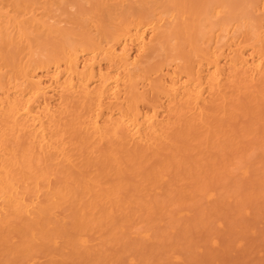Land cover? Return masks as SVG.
<instances>
[{
  "label": "bare ground",
  "instance_id": "1",
  "mask_svg": "<svg viewBox=\"0 0 264 264\" xmlns=\"http://www.w3.org/2000/svg\"><path fill=\"white\" fill-rule=\"evenodd\" d=\"M260 124L264 0H0V246L22 257Z\"/></svg>",
  "mask_w": 264,
  "mask_h": 264
},
{
  "label": "rangeland",
  "instance_id": "2",
  "mask_svg": "<svg viewBox=\"0 0 264 264\" xmlns=\"http://www.w3.org/2000/svg\"><path fill=\"white\" fill-rule=\"evenodd\" d=\"M252 136L232 162L221 152L164 181L153 173L102 204L85 243L73 211L36 229L26 257L0 246V264H264V124Z\"/></svg>",
  "mask_w": 264,
  "mask_h": 264
}]
</instances>
